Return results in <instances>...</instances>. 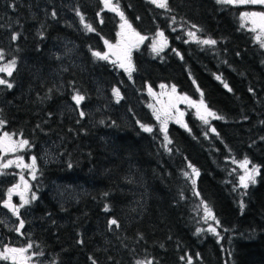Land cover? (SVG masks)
Wrapping results in <instances>:
<instances>
[{"label":"trees","instance_id":"1","mask_svg":"<svg viewBox=\"0 0 264 264\" xmlns=\"http://www.w3.org/2000/svg\"><path fill=\"white\" fill-rule=\"evenodd\" d=\"M167 3L112 0L145 37L131 48L129 78L109 53L107 60L92 55L122 30L102 0H0V50L17 62L11 77L0 73L14 85H0V127L28 140L25 154L37 157L30 181L37 199L20 208L19 219L28 239L22 247L29 241L43 253L39 264H92L89 257L97 264H187L188 257L192 264H264V48L241 19L264 7ZM192 25L201 29L197 39L217 43L188 38ZM156 33L165 39L159 52L150 43ZM161 85L203 99L223 119L205 124L187 108L180 122L157 120L149 89ZM76 91L85 96L79 108ZM42 144L51 154L45 159ZM245 158L258 169L247 189L233 163ZM205 204L216 234L203 224ZM111 219L119 227L110 228Z\"/></svg>","mask_w":264,"mask_h":264},{"label":"snow or ice","instance_id":"2","mask_svg":"<svg viewBox=\"0 0 264 264\" xmlns=\"http://www.w3.org/2000/svg\"><path fill=\"white\" fill-rule=\"evenodd\" d=\"M104 3L105 7L108 8L110 11L116 12L123 23L121 24V29H124L125 27L132 33L133 36L137 38V42H143L145 37L140 36L139 33H137L133 28L132 25L128 22L126 19L124 13L120 11L119 7L116 5L112 4V0H102ZM151 3L155 4L159 8H168V3L167 0H150ZM218 4H234V3H246V4H264V0H216ZM52 17H56V12H52ZM76 15L80 17L81 22L83 23L84 18L80 14V11L77 9L76 10ZM242 20H248L253 27L250 29L253 32H257L258 34L256 35L255 39L259 41L261 48H264V12H245L242 13L241 15ZM84 27L87 29V31L91 32L94 31L91 25L85 24ZM193 28L196 29V32H188L187 35L193 39H197L196 33L201 31V29L197 28L196 25H192ZM241 27H245L244 24H241ZM17 33H14L11 36L12 41H16L18 39ZM41 37H43V33H40ZM118 35H121V33H118ZM158 36L163 38V33H158ZM197 42L202 44V45H209L213 46L217 43L216 40L214 39H203L199 40L197 39ZM107 44L108 42L105 41ZM119 44V42H118ZM135 45H129L121 50V52H113V55L117 56V59L120 60L119 67L124 68L125 72L129 74V78H131V72L134 71L135 69L133 68L131 64V47ZM110 49H112L113 45H108ZM162 50V47H156L155 42L153 46V51L154 52H159ZM92 55L96 57L97 59L101 60H107L108 59V54H101L99 52H93ZM4 59V53L2 50H0V60ZM16 60L12 59L8 61L6 64L0 65V73H4L6 76L11 77L13 75V72L16 69ZM112 63H116V61H112ZM217 79H220V77H217ZM0 85L5 86L7 89H12L14 87L13 83L9 82L6 79L0 78ZM161 87H164V85H161ZM225 87L227 88L228 85L225 84ZM199 90V89H198ZM151 92V89H149ZM176 89L175 86L172 88V92L175 93ZM231 91V89H229ZM113 94L119 100L120 93L118 89H113ZM201 96L203 94L201 93ZM180 99L188 101V103L192 106L195 107L197 110V115L199 119H201L205 124L208 123L207 117H212L214 119H223V117L218 116L215 112L211 111L208 109V107L204 104L203 99L199 101V103L190 100L187 96L180 97ZM72 100L74 101L75 105L77 108L80 107L82 101L85 100V96L81 95L78 91L74 92L72 95ZM80 117L83 118L85 116V113L83 111H80L79 113ZM154 115L156 113L154 112ZM183 116V113L180 114ZM157 120H160V116L156 115ZM180 122V121H178ZM5 123V121L0 120V126H2ZM184 127H187L186 125H183ZM140 127L142 128L143 131L145 132H151L152 128L148 127L146 125L141 124ZM162 131H166V121L162 122ZM212 131H215V129H212ZM165 140L167 143H171L170 140H168L167 135H165ZM29 141L26 139H20L18 141L13 140L12 136L9 135L8 133H4L2 137H0V151L3 152H16L18 149H24L26 146H29ZM31 164H25L23 161V157H17L16 161L9 160L7 163L0 164V168L7 169L10 165L13 163H16L17 167H22V168H28L32 170V179H35V169H36V157L31 158ZM249 161L247 158H245L244 161L241 162L240 167L245 169V175L240 177V184L243 188L247 189L249 187V184H255L256 183V175L258 174V169L257 166L252 165V167L249 169L248 168ZM71 167V165H69ZM189 168L192 170V174L194 176H198L199 172L198 170L193 167L191 164L188 165ZM6 173L0 172V175H3ZM186 177L188 176V173L184 174ZM193 185H195L196 181L195 179L192 180ZM21 185L23 186V191H20ZM28 182L24 179V176H20V183L14 185L13 187L8 189V199L3 201V207L7 208L13 216H16L19 219V212L20 208H23L25 205H29L32 201H35L37 199L36 195L33 193L31 195V198L28 199L25 196V192L28 191ZM13 193H16L19 195L21 203L20 205H16L12 203V195ZM107 195V194H105ZM199 195V193H197ZM203 203V201H202ZM241 208H243V204H241ZM205 209V216L206 219H215V217L212 215L211 209L205 204L204 205ZM104 211L107 212L109 211V208L107 205H105ZM217 223H219L217 221ZM115 225L116 227H119L117 221L115 219L109 220V227ZM24 227V221L22 219L19 220V227L15 229V231L19 232L20 229ZM200 230L198 229L197 232ZM208 231L212 232L213 234H216V229L209 226ZM78 243H82V241H78ZM33 245L29 243L26 248H13L5 245L2 249H0V260L3 261H12V264H26L28 257H26L24 254L28 251V249H31ZM43 253H37V255H42ZM90 260H92V264H97V261L91 257H89ZM183 260L184 257H181ZM136 264H153L152 260H137ZM187 264H192V258L188 257L187 259Z\"/></svg>","mask_w":264,"mask_h":264},{"label":"rangeland","instance_id":"3","mask_svg":"<svg viewBox=\"0 0 264 264\" xmlns=\"http://www.w3.org/2000/svg\"><path fill=\"white\" fill-rule=\"evenodd\" d=\"M241 4H246V3H241ZM251 5H254V4H251ZM255 5H259V6L264 7V4H255ZM251 12H264V10L252 8ZM248 23H249V27L252 28L253 25L249 21H248ZM0 27L2 28L3 25L0 24ZM190 31L195 32L193 29L189 28L186 30V33L190 32ZM119 33H121V35H118L117 40H115L116 42H114L115 45L118 46V49H116V52L119 53V52H121V50L123 48H125L129 45H135L136 46L139 43L136 40L132 41V43H127V40L125 37L127 36V37H130V39H131L133 37V35L126 27H125V29L120 30ZM157 34L158 33H156L155 35H153L150 38V43L154 46V42H155L156 47H158V48L163 47L165 45V39L161 38ZM257 34H258L257 32H254V38L256 37ZM187 37L191 38L188 35H187ZM119 38H121V39H119ZM191 39H193V38H191ZM121 41H123V43H121ZM118 42H119V44H118ZM108 45H112V44L109 43L106 45L104 52L101 53L102 55L107 54L108 48H109ZM65 54L66 53H64V55ZM111 57L113 58L114 61H117L120 64V60L117 59L116 55L111 54ZM7 62H8V60H0V65L6 64ZM156 92H157V97L159 95L162 96V98L160 100L161 103H160V105H158L156 103V99L152 98L153 102H152L151 107H152V109H154V112L156 113V115L160 116V119L180 121L182 119V116L180 114L183 113L187 108H191L195 117L199 119V117L197 115L196 108L192 107L188 103V101L180 99V97H184L183 95H178V98L177 97L175 98V95H177V94L172 92L171 86L167 85L164 87H157ZM171 93H172V96L174 99L173 101L175 103V106H173V104H171V103H173V101H170V100L168 101L166 98V96L168 94H171ZM192 101L199 103L200 100H192ZM156 115H155V117H156ZM209 118H211V117L210 116L207 117L208 120H209ZM199 120H201V119H199ZM5 132L8 133L9 135H11L13 140L18 141L20 139H23L19 134L14 135L12 132H8V131H6L0 127V137H2ZM42 147H45L44 150L41 151L42 157H44V159H45L46 156H48V155L51 156V154H49V152H48L49 151L48 145L42 144ZM24 149H26V148H24ZM24 149H18L16 152L0 151V164L7 163L9 160L16 161L17 157H23V161L25 164H31V162H32L31 158L36 157V155L31 154V153L25 154ZM244 160L233 161V163L238 167L239 172H240L239 173V181H240V177L245 175V169L240 167L241 162ZM37 165L38 164H37V157H36L35 173L37 170ZM251 167L252 166H250L248 164V168L250 169ZM0 172L6 173L3 175H0V187H1V191L3 194L8 193L9 188L13 187L16 184H19L20 183V176L23 175L24 179L28 182V186H29L28 191L25 192L24 194H25L26 198H28V199L31 198V195L34 193V191L31 190V188H30V181L32 179V170L31 169L17 167L16 163H13L7 169L0 168ZM20 191H23L22 185H21ZM13 197H14V203L16 205H20L21 200H20L19 195L16 193H13ZM19 220L20 219H18L16 216H13L9 210H7L3 207H0V249H2L5 245H7V243L13 244V245H11V247H13V248H24V247H22V246H24L23 239L24 238L27 239L25 234H24L25 233L24 227L22 229H20L19 232L15 231V229L17 228V225L19 224ZM211 221H212V219H206V216L204 215L203 224L205 225L207 230L209 229V226L215 228V226L213 225V223ZM15 243H18V245H15ZM27 244H29V241H27ZM24 255L29 258V259H27L26 264H39L38 262H39V259H41V257L38 256L36 252H33L32 249H28V251ZM0 264H12V261L0 260ZM46 264H48V263H46Z\"/></svg>","mask_w":264,"mask_h":264},{"label":"flooded vegetation","instance_id":"4","mask_svg":"<svg viewBox=\"0 0 264 264\" xmlns=\"http://www.w3.org/2000/svg\"><path fill=\"white\" fill-rule=\"evenodd\" d=\"M108 53V52H107ZM155 99H156V102H157V104L158 105H160V100H161V98H162V96L161 95H159L158 97H157V93L153 96ZM166 98H167V100L169 101H173L174 99H173V97L170 95V94H168L167 96H166ZM171 104H173V106H175V103H174V101H173V103H171ZM6 199H8V193H6V194H3L2 193V191H1V187H0V207H3V201L4 200H6ZM12 203H14V197H13V195H12ZM15 204V203H14ZM3 208H5V207H3ZM5 209H7V208H5ZM8 210V209H7ZM20 214V213H19ZM19 227V224L17 225V228Z\"/></svg>","mask_w":264,"mask_h":264},{"label":"water","instance_id":"5","mask_svg":"<svg viewBox=\"0 0 264 264\" xmlns=\"http://www.w3.org/2000/svg\"><path fill=\"white\" fill-rule=\"evenodd\" d=\"M134 40H137V38L135 36H133L129 41L132 43V41H134ZM113 46H115V45H113ZM108 52L113 55V52H116V47H113L112 49L108 48ZM152 92L153 91L151 90L150 93L153 94Z\"/></svg>","mask_w":264,"mask_h":264}]
</instances>
